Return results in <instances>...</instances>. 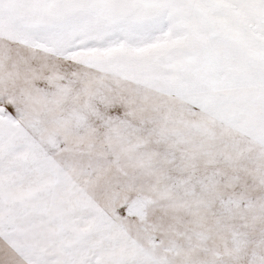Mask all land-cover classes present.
<instances>
[{"label":"snow or ice","instance_id":"6c2138e0","mask_svg":"<svg viewBox=\"0 0 264 264\" xmlns=\"http://www.w3.org/2000/svg\"><path fill=\"white\" fill-rule=\"evenodd\" d=\"M0 264H264V0H0Z\"/></svg>","mask_w":264,"mask_h":264}]
</instances>
